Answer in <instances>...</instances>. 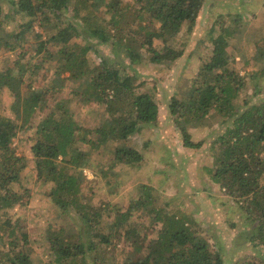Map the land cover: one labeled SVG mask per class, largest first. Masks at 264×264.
Returning <instances> with one entry per match:
<instances>
[{
	"label": "trees",
	"instance_id": "16d2710c",
	"mask_svg": "<svg viewBox=\"0 0 264 264\" xmlns=\"http://www.w3.org/2000/svg\"><path fill=\"white\" fill-rule=\"evenodd\" d=\"M125 1L0 0V53L17 49L31 22L42 32L56 29L47 40L39 41L34 54L41 57L34 63L30 58L25 64H18V60L9 67L0 65V95L9 91L13 98L10 109L15 115L11 119L0 114V212L21 199L11 187L19 183L25 160L15 153L12 139L31 122L37 110L44 108L49 93L58 92L64 82L71 81L78 84L70 92L72 99H59L53 113L38 123L31 149L36 178L48 185V197L61 211L75 213L80 222L77 243L65 241L58 231L47 232L51 264H112L103 257L105 251H98L116 239L123 240L134 253H128L122 264H232L206 240L195 219L171 207L149 184L137 186L138 198L125 210L118 204L92 207L81 203V187L88 183L84 170L90 167L92 155L98 154L104 143L126 141L158 119L159 104L154 96L138 92L136 74L129 75L127 70L144 60L162 65L180 58L182 51L174 45L176 36L185 22L195 24L205 3L131 0L128 5ZM69 10L71 17L63 20ZM18 15L31 21L16 23L17 33L5 34V22H14ZM51 19L59 22L51 26ZM137 19L147 24L134 27L132 22ZM35 38L41 39V33ZM75 38L88 43L72 42ZM155 38L163 45L160 51L153 46ZM210 40L208 61L199 66L186 92L169 101L168 123L180 133L186 150L203 146V141L192 139V126L201 127L205 120L214 118L223 127L210 145L211 167L206 171L211 182L248 215L253 224L250 246H264V101L251 104L242 95L246 83L229 65L226 33ZM50 43L56 47L54 53L46 48ZM92 44L110 46L129 63L105 57L92 63L87 58L94 48ZM48 61L54 65L52 84L35 87L39 79L49 77L50 68L45 67ZM260 72L264 76V65ZM75 98L104 107L105 119L99 127L91 131L72 119L67 104ZM142 160L135 149L117 146L110 167L120 163L135 167ZM135 212L144 214L145 222L139 223ZM1 226L0 238L6 237L8 249L0 253V264H33L27 235L23 233L18 239L16 227H9V222ZM5 226L9 227L7 234ZM146 230H154L156 236L144 242ZM238 264L264 261L250 258Z\"/></svg>",
	"mask_w": 264,
	"mask_h": 264
},
{
	"label": "rangeland",
	"instance_id": "374dc122",
	"mask_svg": "<svg viewBox=\"0 0 264 264\" xmlns=\"http://www.w3.org/2000/svg\"><path fill=\"white\" fill-rule=\"evenodd\" d=\"M128 5L131 0H126ZM63 20L71 17V11L65 13ZM143 20V21H140ZM31 19L18 15L15 21L5 22V34L17 33L16 23H28ZM59 21L51 19L50 25ZM133 26L147 24L144 19L132 22ZM157 27V26H155ZM153 28V25H152ZM56 29L42 32L38 25L31 22L22 34L24 41L14 51L4 49L0 53V65L9 67L14 61L25 64L31 58L32 63L40 55H35L40 40H47ZM226 33V40L231 68L243 78L246 88L243 96L253 103L264 101V76L260 69L264 65V0H205L201 13L195 24L185 22L176 36L175 47L182 51V56L170 64H152L144 60L127 70L129 75L136 74L138 92H147L154 96L159 104L158 119L134 134L126 141H111L98 154L91 157L90 167L84 170L88 183L81 187V203L85 206L99 207L104 204H118L125 210L129 203L138 198L137 186L151 185L156 194L170 203L171 207L183 210L204 230L206 240L217 249L223 258L238 264L245 260L264 261V246H250L249 237L253 224L240 204L226 196L211 182L206 168L211 167L210 145L223 130L215 119L204 121V125L192 126L189 132L194 141H203L199 150L183 149L180 133L168 123L167 106L171 98L179 99L186 92L192 79L196 77L199 66L208 61L211 55V37ZM42 35L36 39L35 34ZM72 42L85 45L82 38ZM94 48L87 54L92 63L99 57L109 61L128 64L123 55L115 54L108 45L92 44ZM153 46L157 51L162 49L159 38H155ZM49 51L55 52L53 44H46ZM53 63V62H52ZM52 65L50 61L45 67L50 68L49 77L35 84V87H46L52 83ZM255 77H252V76ZM62 77H67L63 75ZM56 93L46 96L43 109L37 110L31 122L12 139L15 153L25 160L20 181L12 185L21 199L12 208L0 212V235L2 224L9 222V227H16V237L21 239L27 235L30 256L33 264H51L53 255L46 240L48 231H58L59 236L70 243L78 242L80 227L79 218L71 210L63 212L48 197V185L36 178L34 157L31 151L35 141L36 127L47 115L52 114L56 102L72 99L70 92L78 87L77 83L67 81ZM13 98L9 91L0 95V114L15 119L10 107ZM68 113L82 127L93 131L105 119L104 107L93 101L79 102L71 100L67 104ZM135 149L143 160L135 167L120 163L110 167L112 152L117 146ZM105 173V174H103ZM4 213V214H3ZM139 223L145 222L144 214L135 212ZM107 223L101 228H105ZM9 227L5 226L7 234ZM144 242L156 236L154 230L143 233ZM114 240V239H112ZM5 236L0 238V253L8 249ZM112 264H122L127 254L133 249L123 240H115L113 244L103 247ZM134 254V253H133ZM228 262V261H227Z\"/></svg>",
	"mask_w": 264,
	"mask_h": 264
}]
</instances>
